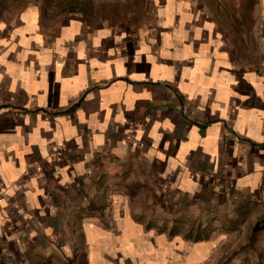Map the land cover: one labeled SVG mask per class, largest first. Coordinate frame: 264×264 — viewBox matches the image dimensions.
Instances as JSON below:
<instances>
[{
  "label": "crops",
  "instance_id": "obj_1",
  "mask_svg": "<svg viewBox=\"0 0 264 264\" xmlns=\"http://www.w3.org/2000/svg\"><path fill=\"white\" fill-rule=\"evenodd\" d=\"M149 2L0 0V264H264V0Z\"/></svg>",
  "mask_w": 264,
  "mask_h": 264
},
{
  "label": "rangeland",
  "instance_id": "obj_2",
  "mask_svg": "<svg viewBox=\"0 0 264 264\" xmlns=\"http://www.w3.org/2000/svg\"><path fill=\"white\" fill-rule=\"evenodd\" d=\"M62 2V7L63 10H70L72 9V7H70V5L72 3L76 4V11L81 13V14H86L90 17H100V16H114V17H120V16H124L127 12L130 13H137L139 12L140 16L142 15L140 12V9H149L151 7V4L149 2V0H61ZM219 7L221 6V11H225V8H227L225 6V3L221 2L220 5H218ZM75 8V7H74ZM75 10V9H74ZM72 10V11H74ZM104 178H99L96 180L95 182V186L94 189H98L99 190V196H97L99 199L95 198L93 199V201L89 200L87 203L88 209L90 211H94V213L98 214V215H103V217L106 218L107 213L109 212V209L113 206V200L110 198L113 197L114 193L112 194V190L117 188V184H110L108 187L105 186L106 184H104V186H102V182H104ZM106 181V179H105ZM110 192L111 196L108 195V198L106 199V194L105 192ZM110 197V198H109ZM91 199V198H90ZM131 205H133V209L134 206L135 207H141V206H145L147 208H150L149 205V201H134V202H130ZM135 209H139V208H135ZM166 212V211H165ZM89 213V212H88ZM98 217V216H97ZM101 223L105 226H110L108 223H105V220L102 219L101 217L98 218ZM139 222H144L145 224H147L148 227L151 226H155V224H159V226H164V225H168L170 228H174V234L173 235H182V236H186L187 232H183V229H190L192 227H195L200 221L201 218L197 217V216H186V217H168V216H159L156 219L153 217H147V216H137L136 218ZM80 221V220H78ZM156 222V223H155ZM171 234V233H169ZM81 233H77L76 234V238L77 239H73V246L71 248V255L68 258V260L71 261V263H74L75 260L78 257V252L76 250V243L75 241H78L79 244V248L81 247L80 245V241H81ZM241 235H245V234H240ZM252 235V234H251ZM232 238V241L234 240V242H240L241 239L235 241V236L236 234H231L230 235ZM189 240L192 239L188 238ZM228 247V246H227ZM79 251L81 252V249H79ZM44 256V255H41ZM46 259V258H45ZM48 260H42V262L40 264H48L47 263ZM20 264V263H19Z\"/></svg>",
  "mask_w": 264,
  "mask_h": 264
}]
</instances>
